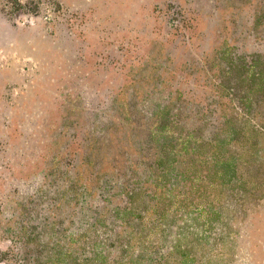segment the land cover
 Returning <instances> with one entry per match:
<instances>
[{
  "label": "trees",
  "instance_id": "16d2710c",
  "mask_svg": "<svg viewBox=\"0 0 264 264\" xmlns=\"http://www.w3.org/2000/svg\"><path fill=\"white\" fill-rule=\"evenodd\" d=\"M15 2L13 10L19 12L22 5ZM245 3L264 27V3ZM220 33L219 48L209 50V66L216 64L206 67V78L199 81H186L178 72L183 64L177 69L167 62L153 65L156 73L145 75L146 61L138 60L141 65L129 70L133 80L126 84L129 90L119 100L111 96L114 110L107 113L106 123L97 121L98 129L92 131L95 137L108 134L114 121L106 142L95 141L87 153L89 146L84 145L86 150L72 162L73 174L61 169L63 163L48 165L44 180L29 195L0 202V241L6 242L0 261L209 262L194 258L201 243L193 229L206 242L213 238L210 244L215 243L218 237L212 235V227L231 220V213L222 216L220 211L222 199L232 196L225 194L224 187L229 183L231 189H239L243 182L237 169L232 176L223 174L228 167L233 171L237 160L222 143L231 131L241 134L242 126L264 130L252 120L250 107L252 95L264 92V54L239 55L230 35L223 28ZM254 39L262 37L254 35ZM186 68L191 79L202 69L195 62H188ZM199 88H205V94L195 90ZM98 142L112 151L107 158L97 153L92 162L90 154L99 148ZM254 143L252 138L249 152ZM210 173L216 174L215 184ZM224 234L228 238L231 232Z\"/></svg>",
  "mask_w": 264,
  "mask_h": 264
},
{
  "label": "rangeland",
  "instance_id": "374dc122",
  "mask_svg": "<svg viewBox=\"0 0 264 264\" xmlns=\"http://www.w3.org/2000/svg\"><path fill=\"white\" fill-rule=\"evenodd\" d=\"M17 1L19 12L13 10L15 0H0V202L29 195L48 165L63 163L61 169L73 174L77 153L88 146L89 152L97 140L106 142L113 119L108 134L95 137L92 131L114 110L111 96L119 100L129 90V70L141 65L138 60L146 61L145 75L167 62L177 69L183 64L178 72L186 81L205 79L209 50L219 48L222 28L239 55L264 54L262 20L245 3L264 0ZM188 62L202 67L196 78L186 75ZM250 107L252 120L264 129V92L252 95ZM239 129L241 134L231 131L222 143L237 160L233 171L228 167L223 174L232 176L237 169L243 182L239 189L224 187L232 196L222 199L220 211L231 213V220L212 227L215 243L193 229L201 243L197 262L204 257L206 264H264V130ZM97 144L92 162L112 151ZM225 230L231 232L228 238ZM4 248L0 241V251Z\"/></svg>",
  "mask_w": 264,
  "mask_h": 264
}]
</instances>
